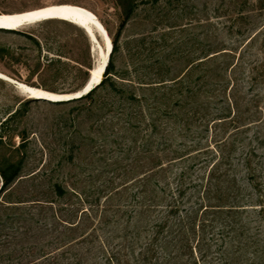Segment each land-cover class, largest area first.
Listing matches in <instances>:
<instances>
[{
    "label": "trees",
    "instance_id": "1",
    "mask_svg": "<svg viewBox=\"0 0 264 264\" xmlns=\"http://www.w3.org/2000/svg\"><path fill=\"white\" fill-rule=\"evenodd\" d=\"M118 1L123 10V20L118 33L109 39L110 54L100 84L78 99L49 104L87 105L88 115L93 116L107 108L101 102L102 94L110 96L114 100L109 110L123 117L124 127L130 129L134 136L131 149H138L137 143L145 139L142 150L137 152L145 154L144 159L151 166L133 179V190L129 194L128 186L123 184L112 193L100 190L95 198H82L66 186L51 181L45 194L38 198H23L19 187L27 179L32 183L35 179L34 175L27 179L21 176L27 137L25 131L10 134L7 129L25 114L28 102L37 100L28 99L20 103L0 122L1 145L15 135L21 141L15 150L18 153L16 160H0V202L6 212V221L0 220V228L12 223L24 224L25 241L36 240L37 234L29 236L33 231L30 223L38 224L48 214L53 226L51 232L53 230L55 233L59 225L63 231L50 242V245H54L51 252L44 251L45 246L40 245L35 253V245H30L21 248L17 260L14 259L16 263L10 259L12 253L0 255V263L264 264V240L250 234L249 222L242 219L247 208L242 205L243 189L236 175L240 171L238 167L251 171V159L256 157V148L244 142L249 128L261 121L260 116L241 110L236 113L233 104L230 102L228 105V98L225 99V112H209L215 92L221 88L226 97L229 83L233 82L227 74L236 65L229 61L220 62L221 57L228 56L216 49L189 62L173 78L168 76L170 69L164 65L155 68L156 78L150 82L128 79L130 72L118 74L115 58L120 50L121 29L131 19L137 0ZM148 1L157 4L167 0ZM25 37L40 47L32 36L25 34ZM9 53L7 48H0L1 58ZM263 66L264 63L262 71ZM137 70L134 68L132 72ZM261 75L264 77V74ZM253 79L250 78L251 81ZM220 95L218 92L217 96ZM141 125L144 129H141ZM114 126V122L110 121L109 127L112 129ZM213 127H220V132L215 134L214 140L205 139V134ZM187 138L193 140L175 142L176 139L187 141ZM197 139H204L206 143L193 144ZM254 142H258V146L264 145L257 135ZM239 147L242 150L250 148L246 152H239ZM72 152L70 150L68 157L63 158L71 162ZM168 153H171L170 160L164 164L162 160L169 159ZM140 155H136L134 161L137 168L141 166ZM198 168H203L207 174L205 178H193ZM36 188L38 186L33 183L29 189L26 188L27 194H30V190L33 193ZM72 198L88 208L70 210L72 205L67 200ZM127 200L129 204L125 205ZM27 204L29 207L25 206ZM30 205L36 206L37 214L30 211ZM253 210L257 211L264 224V202L260 200L258 209ZM77 212L81 215L76 222L63 219L64 216L74 217ZM43 227L46 225L41 224L42 230ZM4 243L9 245L10 242H2L0 238V245ZM25 251L28 252L26 256H29V261L23 262ZM68 260L69 263L66 262Z\"/></svg>",
    "mask_w": 264,
    "mask_h": 264
},
{
    "label": "rangeland",
    "instance_id": "2",
    "mask_svg": "<svg viewBox=\"0 0 264 264\" xmlns=\"http://www.w3.org/2000/svg\"><path fill=\"white\" fill-rule=\"evenodd\" d=\"M53 5H72L87 10L103 26L110 40L121 28L123 10L118 0H0V14L22 13ZM136 5L131 19L121 29L120 50L115 58L118 74L130 72L128 79L150 82L156 78L155 68L164 65L170 69L168 76L173 78L189 62L216 49L228 56L221 57L220 62L229 61L236 65L227 74L233 82L229 83L226 97L221 88L218 91L220 96L215 92L209 112H225L228 98V105L231 102L236 113L241 110L260 116L261 121L249 128L244 142L256 148V157L251 159V171L238 167L240 171L236 175L243 189L242 205L247 208L242 219L249 222L250 234L264 240L263 220L253 210L258 209L260 200L264 202V145L258 146V142H254L256 135L264 142V77L261 75L264 74L261 68L264 63V0H167L157 4L137 0ZM25 34L35 38L40 47ZM99 42L102 44V41ZM0 48H7L10 52L0 57V122L20 103L30 99L18 89L16 83L57 94H73L83 88L96 62L95 53L91 52L84 32L58 20L39 22L16 31H0ZM51 61L53 63L50 64ZM79 68L82 70L79 71ZM134 68L138 69L135 73L132 72ZM252 77L255 78L253 81L250 80ZM113 100L103 93L101 102L107 108L93 116L88 115L87 105L54 106L43 101L26 104L25 114L7 129L10 134L25 131L27 137L21 176L27 179L34 175L33 183L38 188L27 194L26 188L33 184L27 179L18 190L23 198H38L45 194L51 181L66 186L82 198H95L100 190L112 193L123 184L128 186V194L132 192L133 179L145 173L151 163H146L145 154L137 152L142 150L145 139L137 143L138 149H131L134 136L130 129L124 127L123 117L109 110ZM110 121L115 124L112 129L109 127ZM141 129H144L143 125ZM220 130V127L210 128L204 138L214 140ZM191 139H176L175 142H190ZM205 141L197 139L193 144H205ZM19 144L21 141L17 135L0 144V160H16L18 153L15 150ZM246 148H241L239 152H246L250 147ZM70 150L73 151V159L68 162L63 156H67ZM138 154L142 157L139 168L134 164ZM168 156L169 159L162 160L164 164L169 162L171 153ZM206 176L203 168L196 169L193 174V178L199 180ZM67 202H71L70 210L88 208L86 204L79 205L75 198ZM126 204H129V200ZM35 207L32 205L30 208L34 215L38 213ZM80 215L77 212L74 217L64 216L63 219L76 222ZM46 216L41 223H30L33 231L29 236L37 234L36 240L25 241L24 224L12 223L0 228L1 241L10 242L9 245H0V255L12 253L10 259L16 263L14 259L17 260L22 247L35 245L33 250L36 253L43 245L44 251L51 252L54 245H50V242L63 230L59 225L55 233L53 230L51 232L52 222L49 215ZM0 220L6 221L1 202ZM41 224L46 225L43 230ZM23 253V262L29 261V256H26L28 252Z\"/></svg>",
    "mask_w": 264,
    "mask_h": 264
},
{
    "label": "bare ground",
    "instance_id": "3",
    "mask_svg": "<svg viewBox=\"0 0 264 264\" xmlns=\"http://www.w3.org/2000/svg\"><path fill=\"white\" fill-rule=\"evenodd\" d=\"M49 20L63 21L80 29L82 25H85L88 30L91 31L94 37L97 38V42L95 40H92L93 53H95L96 62L91 70L89 77L93 82L101 80L103 74V66L106 62L107 55L109 57L110 54V40L108 36L102 35V44L98 41V33L96 31V28H99V30H101V24L87 10L72 5H53L38 9H32L22 13L0 14V26L2 25L6 28H9L5 29L8 31H16L24 28L25 26ZM16 84L18 86V89L30 99L47 98L50 100H61L71 98L79 92L78 91L73 94H57L42 89L32 88L19 83Z\"/></svg>",
    "mask_w": 264,
    "mask_h": 264
},
{
    "label": "water",
    "instance_id": "4",
    "mask_svg": "<svg viewBox=\"0 0 264 264\" xmlns=\"http://www.w3.org/2000/svg\"><path fill=\"white\" fill-rule=\"evenodd\" d=\"M27 23H34V22H27ZM22 25V24H20ZM19 25V26H20ZM0 29L2 30H5V29H9V28H6L4 26H0ZM85 36L87 37L90 45H91V52L93 53V47H92V40H95L97 42V38L94 37V35L91 33L90 30H88V28L85 26V25H82L81 29ZM96 31H97V35L99 37V41H102V35H105L107 36V32L105 29H103V26L101 25V30H99V28H96ZM102 31V32H100ZM103 33V34H102ZM109 54V53H108ZM107 61H108V55H107V59H106V62L103 66V71H104V68L107 64ZM102 71V72H103ZM100 81H96V82H93L92 79L89 77L88 80L86 81L85 85L83 86V88L81 89V91H79L77 94H75L73 97L71 98H68V99H61V100H50V99H47V98H34L33 100H37V101H43V102H47V103H58V102H64V101H69V100H72V99H78L84 95H86L87 93H89L92 89H94L96 86H98L100 84ZM15 86V88L17 89V86L15 84H13ZM29 96V95H28ZM27 97V96H26Z\"/></svg>",
    "mask_w": 264,
    "mask_h": 264
}]
</instances>
